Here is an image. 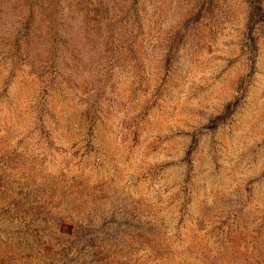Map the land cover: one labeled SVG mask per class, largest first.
Segmentation results:
<instances>
[{
    "label": "rangeland",
    "instance_id": "rangeland-1",
    "mask_svg": "<svg viewBox=\"0 0 264 264\" xmlns=\"http://www.w3.org/2000/svg\"><path fill=\"white\" fill-rule=\"evenodd\" d=\"M253 2L56 0L46 38L39 3L0 0V231L34 206L54 225L0 264L264 261Z\"/></svg>",
    "mask_w": 264,
    "mask_h": 264
},
{
    "label": "trees",
    "instance_id": "trees-1",
    "mask_svg": "<svg viewBox=\"0 0 264 264\" xmlns=\"http://www.w3.org/2000/svg\"><path fill=\"white\" fill-rule=\"evenodd\" d=\"M55 1L56 0H30L31 6L33 5V2H35V3H39L40 7H42V11H41L42 20H43V22H45V24L43 25L44 26L43 33H46V34H43V36L46 38L53 31V28L50 24V22H51L50 17L56 12V9H57ZM195 1H198V0H195ZM253 5H255V9H258V13H260V11H259L260 7L262 9V12H264V10H263L264 0H257V3H254V2L251 3V7ZM33 7H34V5L31 8L30 17H33V15L35 14V9ZM119 13H120L119 9H117L115 6L113 13H112V17L114 16V17H116L115 19H117V16ZM47 33H49V34H47ZM1 187H3V185ZM33 201H35V199ZM242 209L243 208H241V210ZM31 211H32L31 214L34 218L33 217L28 218L29 222H26V225H25V223L23 224V220L22 221L18 220L19 218L24 217V213H25L24 210L21 212H16V213H14V211H13L12 214L10 215V219H8V222L10 224H13L14 227L11 226L10 229H8V232L7 231L6 232L0 231V235H2V237H0V243L4 244V246H6V248H7L6 252L10 256H13V255L15 256V254H14V251L8 250L9 243H11L10 247L13 250H15V253L19 254L21 257H23L24 254L20 251V247L25 242L24 237L29 236L26 233L27 230H34L36 236H39V235H41L40 233H43L46 239H47V236L51 237L52 228H54L53 223L50 222L52 217H49L47 224L42 225L40 223V220H39L40 217L39 216L41 214H45V213L43 211H41L40 208H35V206L31 208ZM28 212H27V215H28ZM47 215H49V214H47ZM263 217H264V213L261 215V218H263ZM33 226H35V228H33ZM61 230H63V229L61 228ZM65 232L66 231L64 230L63 233H65ZM69 237H70L69 234H65L64 238H63V236L60 237L59 242L54 244V246H53L54 249L61 248L62 252L65 256L69 255V252H68L69 250L70 251L77 250V247H78V245H75L76 243L74 241L71 242V240H69ZM57 241L58 240H55V242H57ZM21 242H23V243L20 244ZM48 244H47L48 247H46V250L52 251L51 250L52 244H50V243H48ZM86 248H88L86 246V244L85 245L81 244L78 247V250H80V252L83 253V250H85ZM235 257L238 259V255H236ZM243 259H245V260L240 262V264H247V260H249V259H247L246 257H244ZM75 261H76V259H75ZM255 264H264V261H261V260L256 261Z\"/></svg>",
    "mask_w": 264,
    "mask_h": 264
}]
</instances>
